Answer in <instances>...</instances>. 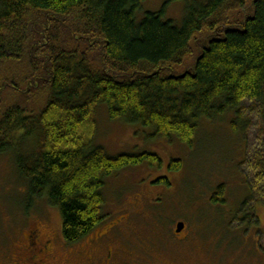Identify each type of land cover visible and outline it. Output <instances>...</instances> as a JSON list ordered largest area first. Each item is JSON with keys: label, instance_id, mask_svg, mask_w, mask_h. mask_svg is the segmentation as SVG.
<instances>
[{"label": "trees", "instance_id": "16d2710c", "mask_svg": "<svg viewBox=\"0 0 264 264\" xmlns=\"http://www.w3.org/2000/svg\"><path fill=\"white\" fill-rule=\"evenodd\" d=\"M144 1L0 0V65L16 66L1 83L25 103L38 92L46 100L37 113L17 104L1 112L0 152H16L21 140L23 149L39 147L31 160H16L17 171L31 197L59 210L67 243L105 219L106 178L160 164L148 153L109 157L94 147L99 106L110 121L187 146L201 117H239L244 101L264 110V0H167L138 22ZM174 2L185 4L180 27L163 20ZM253 162L251 188L263 193L264 150Z\"/></svg>", "mask_w": 264, "mask_h": 264}, {"label": "rangeland", "instance_id": "374dc122", "mask_svg": "<svg viewBox=\"0 0 264 264\" xmlns=\"http://www.w3.org/2000/svg\"><path fill=\"white\" fill-rule=\"evenodd\" d=\"M166 2L145 0L137 21L145 13H158ZM184 14L185 4L174 2L166 7L163 20L180 27ZM15 67L0 65V114L13 104L41 111L46 100L40 92L25 103L21 93L1 83ZM239 111V117L235 110L201 117L187 146L176 138L154 137L153 129L139 124L110 121L105 105L96 109L94 147L109 157L148 153L160 160L159 165L143 163L111 175L102 190L103 222L122 219L120 246L130 247L134 264H264V189L251 188L256 179L253 156L264 150V110L244 101ZM31 143L23 149L21 140L16 152H0V264L7 246L15 251L22 244L32 220L45 235L64 240L59 210L44 197H31L18 174L16 160H31L39 149ZM172 161H178L180 169L170 171ZM220 187L223 194L214 202ZM177 223L186 226L181 238L174 233ZM67 254L56 244L54 264H84L83 258Z\"/></svg>", "mask_w": 264, "mask_h": 264}, {"label": "flooded vegetation", "instance_id": "af4514ba", "mask_svg": "<svg viewBox=\"0 0 264 264\" xmlns=\"http://www.w3.org/2000/svg\"><path fill=\"white\" fill-rule=\"evenodd\" d=\"M105 222L91 230L81 242L69 244L54 235H45L40 224L32 220L24 232L22 244L15 251L7 246L4 251V264H54L56 244L60 250L67 251V257L76 260L83 258L84 264H134L130 247L120 246L122 235L119 236L118 232L122 219L112 218L107 224ZM185 229L186 226L177 237L181 238ZM83 242V247L73 249ZM145 263L153 264L150 260Z\"/></svg>", "mask_w": 264, "mask_h": 264}, {"label": "water", "instance_id": "95a60500", "mask_svg": "<svg viewBox=\"0 0 264 264\" xmlns=\"http://www.w3.org/2000/svg\"><path fill=\"white\" fill-rule=\"evenodd\" d=\"M184 230V224L183 223H177L175 226V231L174 233L176 235H180L182 233V231Z\"/></svg>", "mask_w": 264, "mask_h": 264}]
</instances>
